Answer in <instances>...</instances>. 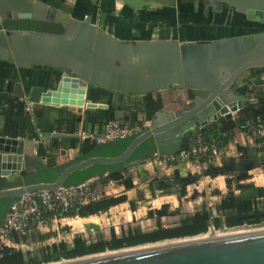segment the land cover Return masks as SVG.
Masks as SVG:
<instances>
[{
	"label": "water",
	"instance_id": "obj_1",
	"mask_svg": "<svg viewBox=\"0 0 264 264\" xmlns=\"http://www.w3.org/2000/svg\"><path fill=\"white\" fill-rule=\"evenodd\" d=\"M193 1L231 7L247 21L264 25V0ZM123 2L134 10L143 5L174 8L180 3L179 0ZM12 21L56 24L63 33L51 35L3 28ZM0 24V62L20 71L47 68L72 78L70 90L67 80L55 91H44L40 86L25 91L22 85L15 84L12 95L27 98L33 105L67 109L78 106L84 114L106 109V105L86 99L90 88L120 96H145L171 90L192 94L184 110L157 113L151 129L135 136L120 155L80 159L65 167L51 183L25 185L21 179L7 182L9 177L27 171L29 160L45 165V156L39 158L27 148L37 147L34 142L0 134V179L4 183L0 199L14 202L26 194L54 191L64 187L73 173L96 165L125 169L128 159L147 140H153L159 155H176L189 133L205 129L210 121L246 115L250 107L263 101L239 95L234 87L247 71L264 68V31L207 43H181L175 39L123 41L88 18L73 17L37 0H0ZM81 110L75 114H82ZM68 111L74 114L75 109ZM87 119L84 115L85 128ZM47 139L71 140L77 136L49 131L42 134L40 141ZM59 264H264V226L235 228Z\"/></svg>",
	"mask_w": 264,
	"mask_h": 264
},
{
	"label": "trees",
	"instance_id": "obj_2",
	"mask_svg": "<svg viewBox=\"0 0 264 264\" xmlns=\"http://www.w3.org/2000/svg\"><path fill=\"white\" fill-rule=\"evenodd\" d=\"M62 2V0H58ZM73 17L85 18L90 17L91 21L95 20L98 12L91 0H76L75 5L69 11H65ZM258 31H251L254 34ZM63 31H59V34ZM4 64V63H3ZM8 66V65H7ZM10 68H13V65ZM41 68L33 70H23L24 75L22 82L25 87L29 89L32 86H41L45 80L46 87L43 88L48 91H55L63 81H68L72 89V78L59 71L44 68L40 73ZM37 74V75H36ZM44 76L46 77L44 80ZM40 82V83H39ZM76 90V89H75ZM239 95H247V92L242 88H235ZM109 96V93L99 89L90 88L87 91L86 99L93 103H100ZM192 99V94L185 91H164L162 94L151 93L143 97L147 116L153 118L157 113L162 111H181L187 107V102ZM43 104H35L32 106L33 115L36 117L37 127L42 130L43 127ZM52 109H58L54 105H47ZM78 106H69L68 109H78ZM60 117L58 122L53 126L52 131H60L64 129L66 133L73 134L76 131L77 125L80 122L81 116L72 114L66 110H60ZM30 115L28 105L23 99L14 97L13 95H0V122H2L1 135L8 138H17L21 129L20 123L16 120L20 117H28ZM88 116V123L92 126L101 123L102 121H109L114 119L112 113L106 119H103L101 111H90L86 114ZM259 119L264 123V101L255 106L250 107L246 115H241L236 119L225 120L220 119L218 125L214 123L199 132L205 138L220 137L223 144L237 137L242 132H247L246 121H256ZM135 116L129 122H133ZM26 125V124H25ZM29 130H26V137L30 139L32 135V126L29 123ZM43 131V130H42ZM25 137V138H26ZM134 137L118 140L110 143L96 145L91 141H85L79 144L76 139L68 140L69 155L65 162L57 165L54 159H50L45 165L39 161L29 160L27 162L29 169L20 174L21 183L25 185H32L38 183H51L56 180L60 172L67 166L78 162L80 159H88L92 157H116L120 155L123 150L129 145ZM261 141V140H260ZM258 141V142H260ZM184 143L182 145V149ZM238 151L241 148L238 147ZM156 153V146L153 140H147L141 144L128 159V167L134 163H143L150 160L153 154ZM69 161H68V160ZM261 161L256 156V151L248 150V158L235 165L231 161H224L222 164V175L225 176L227 184L230 185L232 181L239 183L249 179L248 173L253 169L260 167ZM128 167L123 169L121 166H93L84 171L76 172L70 175L64 187L78 186L84 183L93 184V187L103 196L104 187L109 182L120 181L123 176L127 174ZM214 169H209L206 174L214 176ZM126 184L131 187V181L127 179ZM4 183L0 179V188ZM163 186V184L161 185ZM240 195L234 196L229 193L224 198H217L216 203L210 199L200 211L188 213L181 209L170 211L167 206L161 207L159 210L148 213V219L154 221L155 230L142 232L140 229L128 226L126 230L123 227L117 229L109 228L102 232L97 240H86L82 236H78L72 240V245L65 244L53 245L51 248L40 251L34 257L26 256L20 252L3 248L0 250V264H46L50 262H57L60 260H72L89 255L101 254L106 251H117L124 248H131L135 246L153 244L166 240L182 239L187 237H194L200 234H205L209 227L215 230L221 228H236L243 226V223L250 217L254 218L246 222L248 225H258L260 223V215L264 216V188H257L252 185L238 186ZM102 200V199H101ZM81 206L78 210H71L68 215H77L79 218H87L89 216L98 215L101 209L99 203ZM125 201L124 197L117 198L111 202V205L120 204ZM259 202L263 205L262 213L259 212ZM12 203L10 199H0V223L4 220L8 209ZM99 209V210H98ZM178 218L177 226L171 228H163L161 219ZM264 218V217H263ZM87 226V225H86Z\"/></svg>",
	"mask_w": 264,
	"mask_h": 264
},
{
	"label": "crops",
	"instance_id": "obj_3",
	"mask_svg": "<svg viewBox=\"0 0 264 264\" xmlns=\"http://www.w3.org/2000/svg\"><path fill=\"white\" fill-rule=\"evenodd\" d=\"M37 1L47 5L42 0ZM91 2L95 7H97L98 13L101 14L100 19H102V22L99 23V27L123 41H147L158 39L170 40L173 38V35L175 36L176 31V40L181 43H207L219 39L249 35L252 34L250 33L251 31H264L263 24L247 21L243 14L238 13L231 7H218L201 1L183 0L180 4H176L174 8H161L154 5H143L137 10L127 7L123 0H91ZM238 15H240V18H237ZM85 18L91 20L90 17ZM242 22H245L246 25L250 26H246ZM45 24L46 23H41L40 25L44 27ZM30 25H32V22H30L29 26ZM57 26L59 33V31L62 30V27L60 25ZM23 28L24 27H21L19 30H22ZM243 28H245V30H242ZM241 30L242 32H240ZM243 31H246V33ZM151 32L152 34H150ZM149 35H151V39H149ZM9 65L10 64H3V62H0V95H12L15 84L22 85L24 90L28 91L31 87L27 89L21 81L24 71L18 70L15 66L10 68L11 66ZM43 70L44 68H41L40 73H42ZM247 75L248 71L241 78H244ZM45 78L46 77L44 76V80ZM46 84L47 81L45 80L42 84H40V87L43 88L44 86L45 88ZM45 90L46 89H44V91ZM132 97L134 98L135 96L128 97V100L124 98L120 104H116V97L112 98L109 93V96L104 101L94 104L107 106L106 109H97V111H101L103 113V119H106L109 114L112 113L114 118H118L125 123H129L134 117V112L130 106L131 102H134V100H131ZM188 103L189 101L187 102V105ZM43 106L44 114L42 120V130L46 133L52 130L53 126L56 122H58L60 110L69 111L64 106H57L58 109L49 108L47 105ZM77 110L81 109H75L74 114L77 113ZM87 113L84 114L82 111V114H80V121H84V115L87 116ZM16 120L21 125L17 139L24 142H31L25 138V131L29 130L28 125L30 123V118L20 117ZM215 124L218 125V122H215ZM88 125L91 127L89 123ZM212 125H214V122L210 121L209 126ZM1 129L2 122H0V134ZM259 144H263V146L258 147ZM238 147L241 148V151H238ZM27 148L39 158L41 156L48 155V153H51L50 155H58V162H60L59 160L61 159V161L66 159L65 157H67L70 152L68 140L47 139L45 142L40 141L37 144V147L31 148V146L28 145ZM249 149L256 151V156L261 161L260 167L250 171L248 173L249 179L240 182L239 185L238 183H235V181H232V179H229L232 183L228 185V179L222 175V164L224 161H231L235 165H238L239 162L248 158ZM226 150H228L226 158L216 164L213 168V171L215 172L213 177L207 175L206 173H203L200 176H192L190 172L193 173V170H191V168L186 164L175 166L173 171L167 170L166 174H164L158 166L151 161V159L143 163H134L129 165L127 174L124 177L126 178V181L127 179L131 181L132 186L128 187L126 181L109 182L106 185L107 188L101 202L99 203V207L101 209H98V215H100V217L107 216L113 209H118L123 206H127L126 208H128L129 204L134 203L137 193L142 195L145 199L152 198L151 196L154 194L156 201L157 199L160 200L167 197H158L156 196L157 193L169 191L171 192L169 197L174 200V202H171L172 207L169 204H162V206L157 208L158 210L163 206H167L169 210H182L181 207H183L187 209L188 213H194L200 211L208 199L213 201V204H215L218 196L219 198H224L229 193H233L234 196L240 195L238 186L252 185L257 188H264V183H262L264 182V140L257 142L256 146H251L246 142L242 133H240L237 137H234L233 140L226 143ZM62 155L65 157H62ZM253 173H257L259 176L252 177ZM18 179H20V175L9 177L6 180L7 182H13ZM259 180H261V183L258 182ZM162 184L163 186H161ZM120 197H124L125 201L123 203L117 205L114 204L115 206L111 205L113 200ZM136 204L145 203L143 201L139 202L138 199ZM132 207L134 210L126 213L128 214V217H123V219H128L125 223L133 221L137 222L138 218L144 217V215H146L145 218L147 220L152 221L148 219V213L150 211H157L153 208H148V212H144L143 216L139 217L138 213H140V209H136L134 205H132ZM93 218L99 219L98 221L100 222L103 221V218H98L97 215L81 218L79 221L86 222V224H84L85 226L89 225L91 223V219ZM107 221H111L113 228H116V226L119 225V221L115 218H110ZM165 221L174 222L170 225H166L164 224ZM161 223L163 228H171L178 225L179 219L165 218L161 219ZM82 228L84 227L82 226ZM82 228L80 226L79 229ZM155 229L156 228L154 227L150 231Z\"/></svg>",
	"mask_w": 264,
	"mask_h": 264
},
{
	"label": "built area",
	"instance_id": "obj_4",
	"mask_svg": "<svg viewBox=\"0 0 264 264\" xmlns=\"http://www.w3.org/2000/svg\"><path fill=\"white\" fill-rule=\"evenodd\" d=\"M101 14L96 17L95 23L99 26ZM239 82V83H238ZM235 88H242L247 92L246 97L250 99H262L264 101V68L260 70H250L248 75L241 78ZM112 98L117 95L111 94ZM120 96V95H119ZM124 98L130 96H121ZM136 97V96H135ZM131 103L135 120L125 123L121 119L114 118L109 121H102L95 126L85 128L82 120L77 125L73 134L66 133L63 128L60 131H52L54 134L76 135L79 144L91 141L96 145L110 143L135 137L141 133L149 131L152 127L153 118L147 116L144 96ZM28 105L30 124L32 126L31 142L38 144L44 133L37 127V119L33 115V104L28 99H23ZM239 117V116H238ZM236 117V118H238ZM234 118V119H236ZM247 132H242L246 142L251 146H256L258 141L264 140V123L259 119L256 121H246ZM200 130L189 133L184 139L183 149L173 156H161L158 153L151 158L158 168L166 174L167 170H174L180 164L188 165L193 170L192 176H200L216 164L223 161L227 154L226 145L220 137L205 138ZM259 144L258 147H262ZM51 154V153H50ZM45 156L44 163L50 159L58 160V155ZM126 178L123 176L122 180ZM112 184V183H111ZM107 186L104 187L105 192ZM102 195L93 184L84 183L73 187H62L54 191H39L21 196L11 203L8 212L0 226V250L3 248L20 252L24 255L34 257L36 253L51 248L53 245L62 243V232L69 223L67 221L80 220L77 215H68L71 210H78L81 206L97 203L102 199ZM74 237L78 234H72ZM72 237V238H73Z\"/></svg>",
	"mask_w": 264,
	"mask_h": 264
},
{
	"label": "rangeland",
	"instance_id": "obj_5",
	"mask_svg": "<svg viewBox=\"0 0 264 264\" xmlns=\"http://www.w3.org/2000/svg\"><path fill=\"white\" fill-rule=\"evenodd\" d=\"M42 1L44 3H46L48 6L52 7V8H55V9H57L59 11H62V12H65V11H69L70 8H72L74 6L76 0H62L61 3L58 2V0H42ZM65 13H67V12H65ZM98 14L99 13L97 12L96 16H95V20L93 21L94 23L96 21V17L98 16ZM237 18H240V15H238ZM100 22H102V19H100ZM242 23H244L246 25L245 22H242ZM29 24H30V21H12V22H7L3 28H5L7 30H11V31H18L19 28L24 27L22 29L23 31L38 32V33H42V34H51V35L52 34H54V35H60L61 34V33L60 34L58 33V28H57L58 26L54 25V24H45L44 27H42L40 25L41 23L32 22V25H30V26H29ZM246 26H250V25H246ZM173 30H175V29H173ZM242 30H245V28H243ZM242 30L240 32H242ZM42 31H44V32H42ZM152 32L155 33L154 31H152ZM152 32L150 34H152ZM243 32L246 33V31H243ZM176 36H177V34H176V31H175V36L173 35L172 39L176 40V38H177ZM149 39H151V35H149ZM163 92H157V94H162ZM126 99L128 100V97H126ZM140 99H141L140 97L136 96L134 98L132 97L131 100L137 101V100H140ZM122 101H123V97L117 95L116 96V104H120ZM27 138L28 137H26V139ZM61 160H59L61 163L66 161V159H64L63 161H61ZM56 163L58 165V161H56ZM255 176L257 177V176H259V174L253 173L252 177H255ZM258 182L261 183V180H259ZM262 183H264V182H262ZM165 192H167V193H165ZM170 193L171 192H169V191H164L163 193H157L156 196H158V197H161V196H167V197L163 198V199H160V200L157 199L156 201H155L156 198H155L154 194H152V196H151L152 198L145 199V198H143L142 195L137 193V195H136V197L134 199V203L133 204L132 203L129 204L128 208H126L127 206H123V207H120L118 209H113L111 211V213H109L107 216H101L100 217V215H97L98 218H103V221L100 222V221H98L99 219H96V218L94 219L93 218V219H91V223L89 225H87V226L86 225L84 226V224H86V222H84V221H79V220H77V221L76 220L67 221L69 223V226L66 225L64 227V229H63V232H62L63 240H62L61 244H65L67 246H71L72 245V240L74 238L78 237V236H82L83 238H85L88 241L89 240H97L101 236V234H102V232L104 230L109 229V228H113V226L111 225V221H109V222L107 221L110 218H115V219H117L119 221L118 222L119 225H117L116 228H114V229H117L118 227L121 226V227L124 228V230H126L127 227L130 225V226H132V228L140 229V231H142V232H148V231H150L151 229H153L155 227V224H154V221L147 220L145 218L146 215H144V217L138 218L137 222L133 221V222H129V223H125L128 219L127 218L123 219V217L124 216L128 217V214H126V213L128 211H133L134 210L132 205H134V207L136 209H140V213H138L139 217L143 216L144 212L147 213L148 212V208H153L154 210H158L157 208L162 206V204H169L172 207L171 202H174V200L169 197ZM138 199H139V202L143 201L145 204H136L138 202ZM152 201H155V202H152ZM262 206L263 205L261 204V202H259L258 208H259V212H261V213H262V210H263ZM143 208H145V209H143ZM181 208H182L183 211L187 212V209H185L183 207H181ZM171 210L173 211L175 209H170V211ZM260 217H261L260 218V220H261L260 223H264L263 214L260 215ZM253 219L254 218L250 217L247 221H245V223H243V226L244 225L252 226V225H248L246 222L251 221ZM172 222H174V221H165L164 224L170 225V224H172ZM80 226H81V228H82V226L84 228L79 229ZM70 229L73 230L72 234H75V232H78V234L73 237L71 235V230ZM225 229H227V228H221V230H225ZM55 244L58 245L57 243H55Z\"/></svg>",
	"mask_w": 264,
	"mask_h": 264
},
{
	"label": "bare ground",
	"instance_id": "obj_6",
	"mask_svg": "<svg viewBox=\"0 0 264 264\" xmlns=\"http://www.w3.org/2000/svg\"><path fill=\"white\" fill-rule=\"evenodd\" d=\"M257 226H264V223H260L258 225H252V226H246V225H244V226H240V227H236V228L257 227ZM231 229H235V228H231ZM225 230H230V229H225ZM225 230H215L213 227H210L205 234L219 232V231H225ZM200 235H204V234H200ZM187 238H189V237H187ZM182 239H184V238H182ZM178 240H181V239L166 240V241H162V242H158V243H153V244H145V245L135 246V247H131V248H124V249L117 250V251H106V252L101 253V254H96V255H91V256H85L83 258H76V259H73V260H60V261H57V262H50V263H46V264H59V263H64V262H69V261H74V260H80V259H85V258H90V257H95V256H101V255H106V254H112V253H117V252H122V251L137 249V248H143V247H148V246H153V245H158V244H163V243H168V242H173V241H178Z\"/></svg>",
	"mask_w": 264,
	"mask_h": 264
},
{
	"label": "flooded vegetation",
	"instance_id": "obj_7",
	"mask_svg": "<svg viewBox=\"0 0 264 264\" xmlns=\"http://www.w3.org/2000/svg\"><path fill=\"white\" fill-rule=\"evenodd\" d=\"M180 2H182L183 0H179ZM185 1V0H184ZM187 1H192V0H187ZM180 4V3H179ZM0 28H2V24H0Z\"/></svg>",
	"mask_w": 264,
	"mask_h": 264
}]
</instances>
